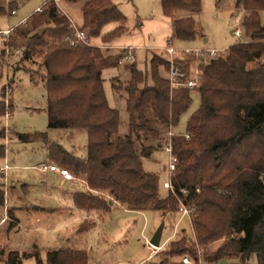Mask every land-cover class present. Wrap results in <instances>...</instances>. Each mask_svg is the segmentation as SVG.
I'll return each mask as SVG.
<instances>
[{"label":"trees","instance_id":"1","mask_svg":"<svg viewBox=\"0 0 264 264\" xmlns=\"http://www.w3.org/2000/svg\"><path fill=\"white\" fill-rule=\"evenodd\" d=\"M64 1L79 5L78 28L87 42L76 39L69 17L48 1L24 24L11 28L7 43L20 49L21 60L40 58V78L29 77L35 83L40 80L45 89L48 127L85 132V155L48 141L44 132H13L16 138L42 139L48 159L84 181L86 190L72 195L77 209L107 212L113 205L109 200L129 210L150 206L163 215L175 212L179 203L189 207L194 240L189 241L185 231L168 240L157 264H185L186 255L196 263V245L207 248L221 238L226 242L211 254L205 251V260L237 256L244 264L255 254L257 263L264 264V64L259 62L264 54V24L259 18L264 0H235V7L243 10L248 39L236 40L205 63L200 60L196 88L172 86L168 75L160 73L169 71L170 61L156 54L148 72L131 63L124 85L114 78L113 89L124 92L129 127L125 135L118 134L119 114L107 102L102 78L103 70L116 66L123 51L109 54L90 40L110 43L125 32L126 17L113 0ZM160 5L170 19L171 40L204 36L199 21L176 14L200 12L201 0H160ZM9 9H15L14 0H0V17ZM109 24L114 26L105 29ZM173 63L184 73L181 79L188 76L190 59L174 58ZM192 90L199 92L200 103L188 117L186 133L169 136L176 162L169 174L171 190L159 197L157 176L143 169L135 141L142 152L149 138L160 146L163 131L175 127L190 105ZM7 109L12 104L6 106L0 95V117ZM4 136L0 127V158L5 155ZM4 195L0 184V204ZM6 263L21 261L10 253ZM46 264H87V255L75 248L51 249L46 251Z\"/></svg>","mask_w":264,"mask_h":264},{"label":"rangeland","instance_id":"2","mask_svg":"<svg viewBox=\"0 0 264 264\" xmlns=\"http://www.w3.org/2000/svg\"><path fill=\"white\" fill-rule=\"evenodd\" d=\"M7 1L5 0L6 3ZM43 1L14 0L16 12L10 14L11 9L6 10L5 15L0 17V29L21 26L24 22L20 21L38 10ZM113 1L126 17L125 32L108 44L102 45L98 39L90 40V43L100 46L109 54L129 51L131 55V60L105 68L102 72L107 102L119 114V135L128 133V115L124 92L114 90L111 83L116 78L124 85L129 77V64L134 62L138 69L148 72L151 56L156 54L169 57L167 49L172 47L176 50L173 58L190 59L189 73H192L195 69L200 70V60L205 63L210 57L221 54L236 40L248 39L242 26L244 13L241 8L235 7V0H201L198 13L178 11L177 15H191L202 26L204 36L193 41L171 40L170 19L164 16L160 0ZM66 7L64 2L59 4L60 10L67 12L73 23L80 24L79 6L71 7L69 11ZM259 18L264 24V10L260 11ZM113 26L114 24H109L105 29ZM236 26L240 28L239 38L232 33ZM7 40L10 41L9 36L0 35V95L6 106L12 104V109H7L5 115L0 117V127L5 132V155L0 158V184L5 194L4 203L0 204V264H7L6 259L10 253L21 261L20 264H37L36 257L40 259V264H46L47 250L66 247L84 250L87 264H157L158 254L170 240L177 238L182 232L185 231L189 241L194 240V231L190 224L193 212L185 206L190 214L181 215L180 203L175 212L164 215L150 206L143 210H129L116 203L107 212L70 211V193L75 184L64 181L58 173L41 169L42 165L51 164L60 168L66 167L49 161L42 139L21 142L13 132H44L48 141L60 143L78 156L85 155L86 134L83 131L72 132L48 127L45 89L40 80L35 83L29 77L31 75L33 79L40 78V58L21 60L20 49L9 46ZM185 49L190 51L184 53L182 50ZM210 50L217 53L209 56ZM259 62L264 64V54ZM160 73L163 76L168 75L163 69ZM148 81L150 82L149 78ZM190 96L191 103L181 114L178 124L163 131L160 146L156 140L149 138L143 142L145 151L142 152L141 144L135 141L143 169L157 176L159 197L168 193L164 183L169 182L170 174V153L166 150L169 135L186 133L188 117L200 103L197 90H192ZM146 149L150 153L146 154ZM231 156L235 157L233 153ZM68 170L73 175V182H80V178ZM76 190L86 188L79 183ZM161 223L163 228L160 246L149 245L148 241ZM226 240L218 239L207 248L196 245V263L188 255L184 258L189 260V264H241L237 256L223 257L215 261L204 259L205 251L211 254ZM244 264H258L255 254H251Z\"/></svg>","mask_w":264,"mask_h":264},{"label":"built area","instance_id":"3","mask_svg":"<svg viewBox=\"0 0 264 264\" xmlns=\"http://www.w3.org/2000/svg\"><path fill=\"white\" fill-rule=\"evenodd\" d=\"M48 1H52L54 4L59 6V4L63 0H44L42 5L44 3H46V2H48ZM15 12H16L15 9H13V10L10 11V14H15ZM69 27L74 30V34H75V37H76L77 40H80V41H83V42H87L86 34L84 33V31L82 29L78 28L77 24L73 23V21L70 20ZM10 30H11V27L0 29V35H2L3 37H7ZM232 33L238 38L241 36L240 28L237 27V26L233 29ZM167 51H168V53L170 55V56L168 55L169 56L168 59L170 61V67H169V71H168V78L170 80L171 85L172 86H180V85H182V86H185V87H187L189 89L196 88L199 85V74H200L199 71L195 69L194 72L189 73L188 76L184 77V79H181L184 76V73H182V72L180 73L178 71V69L176 68V66L174 65V63H173L174 58H173L172 55H173L174 52H176V50L174 48H172V47H168ZM182 51L184 53H188L190 50L185 49V50H182ZM215 53H217V52H215L213 50H210L208 52V55L209 56H214ZM129 60H131V55H130L129 51H126V52L124 51L123 52V56L118 60V63L122 64V63H125L126 61H129ZM170 135H172V134H170ZM186 137H188V136H186ZM166 150L170 153L168 168H169V171H171L174 168V164L176 162V157L174 155H172L169 145L166 147ZM41 169L43 171L44 170L55 171V172L59 173L64 179L73 180L72 173L69 172V170L66 169V168H60V167H57L54 164H51V165H42ZM164 186H166L167 188H171L169 182H165ZM179 211H180L181 215H183V216H189V214H190V210L185 208V206H183V205L179 206ZM148 243H149V241H148ZM183 262L186 263V264H189V260L187 258H183Z\"/></svg>","mask_w":264,"mask_h":264},{"label":"crops","instance_id":"4","mask_svg":"<svg viewBox=\"0 0 264 264\" xmlns=\"http://www.w3.org/2000/svg\"><path fill=\"white\" fill-rule=\"evenodd\" d=\"M62 2H64V3H66V5H67V11H69L68 9H70L71 7H77V5L78 4H71V3H67V2H65V1H62ZM79 6V5H78ZM41 7V6H40ZM40 7H38L37 9H39ZM64 13L69 17V19H70V16H69V14L67 13V12H65L64 11ZM71 20V19H70ZM25 21V19H22L21 21H20V23L21 22H24ZM73 21V20H72ZM81 23H82V16H81V22H80V24H77L78 26H80L81 25ZM134 63V62H133ZM132 63V64H133ZM134 65H135V63H134ZM149 152H148V150H147V154H148ZM50 161V160H49ZM1 168V167H0ZM51 172H55V171H51ZM56 174H57V172H55ZM58 175L64 180V181H69V182H72V183H74L75 184V188H74V190L70 193V200H71V206H69V209H70V211H72V210H75L76 212H81V211H83V209H77V208H75L74 206H73V202H72V195L76 192V191H79V190H76V188H77V186L79 185V183H82L83 184V186H84V188H86V186H85V183H84V181L83 180H81L80 179V182H73V180H66V179H64L59 173H58ZM112 204H114V202H112ZM55 208H57V207H55ZM84 211H86V212H89V211H87V210H84ZM91 211H95V210H91ZM97 212V211H96Z\"/></svg>","mask_w":264,"mask_h":264},{"label":"water","instance_id":"5","mask_svg":"<svg viewBox=\"0 0 264 264\" xmlns=\"http://www.w3.org/2000/svg\"><path fill=\"white\" fill-rule=\"evenodd\" d=\"M45 29V27L40 28L39 32H43ZM134 65V63H133ZM147 153V151H146ZM109 204H112V200H109ZM162 228H163V223H161L157 229L154 231V233L152 234L150 240H149V244L154 246V247H159L160 246V238H161V232H162Z\"/></svg>","mask_w":264,"mask_h":264}]
</instances>
